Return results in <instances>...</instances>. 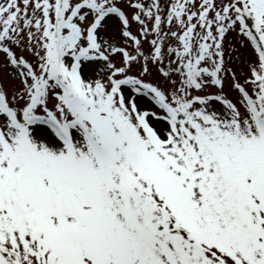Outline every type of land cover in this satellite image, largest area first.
<instances>
[{"label":"snow or ice","instance_id":"6c2138e0","mask_svg":"<svg viewBox=\"0 0 264 264\" xmlns=\"http://www.w3.org/2000/svg\"><path fill=\"white\" fill-rule=\"evenodd\" d=\"M0 264H264V0H0Z\"/></svg>","mask_w":264,"mask_h":264}]
</instances>
